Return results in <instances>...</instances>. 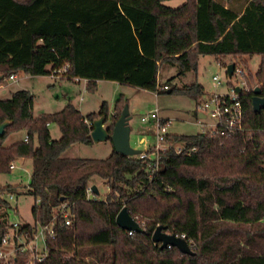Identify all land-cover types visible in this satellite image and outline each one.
Masks as SVG:
<instances>
[{"label": "trees", "instance_id": "trees-1", "mask_svg": "<svg viewBox=\"0 0 264 264\" xmlns=\"http://www.w3.org/2000/svg\"><path fill=\"white\" fill-rule=\"evenodd\" d=\"M164 1L0 0V83L12 73L45 75L68 63V78L86 79L88 91L108 80L158 93L167 88L197 101L206 95L201 83L169 88L158 82L161 68L176 67V75L185 76L196 71L202 54L219 61L259 55L255 77L264 96V0H227V6L225 0H185L175 8ZM253 94L246 85L240 93V130L167 134L155 171L114 149L100 159L62 156L72 144L93 142L94 118L110 117L111 131L127 102L123 94L111 114L103 101L97 112L82 114L68 102L34 116L28 90L0 98V123L12 122L0 135V174L18 158L31 159L25 193L34 199L32 221L19 223L18 232L29 241L38 225L54 228L36 264H264V106L253 109ZM49 122L57 124L58 139ZM20 129L27 139L5 146L10 131ZM94 179L108 186L103 199L87 195ZM14 191L0 185V246L13 228L4 194ZM63 204L69 225L55 211ZM122 207L144 222L142 232L129 235L118 226ZM158 225L185 234L194 253L153 242ZM26 257L16 252L8 264H25Z\"/></svg>", "mask_w": 264, "mask_h": 264}, {"label": "rangeland", "instance_id": "rangeland-1", "mask_svg": "<svg viewBox=\"0 0 264 264\" xmlns=\"http://www.w3.org/2000/svg\"><path fill=\"white\" fill-rule=\"evenodd\" d=\"M185 0H166L163 4L170 7H178ZM235 63L236 66L243 70V82L247 87L254 88L257 86L255 73L259 68L261 57L259 55L228 56L219 61L214 55L202 54L198 58L196 71L188 72L185 76H177L176 67H162L158 75L159 84H167L169 88L183 86L197 81L204 86L206 97L214 92L226 91L229 84L241 86L240 78H229L226 72V66L229 63ZM218 76L217 80L213 76ZM18 89H26L33 95L32 112L34 116L40 113H53L61 110L68 102L73 103L84 114L97 112L103 101L108 104L109 114L112 113L116 98L123 94L127 98L131 119L130 144L140 149H148L157 153V148L165 149L167 142L157 143L155 128L152 121H142L141 117L145 116L154 107L159 108V115L163 118H169L171 125L168 128L169 134L193 135L209 129L214 126L215 120L209 115L198 117L192 114L195 109L196 100L177 93L168 92L167 88L162 92H153L108 80L99 81L96 90L88 91L80 83L68 79L59 81L51 79L48 76L30 75L23 71L16 74V79L8 77L0 83V98H9L12 92ZM110 117H107L106 125L110 124ZM52 139L60 137V130L55 122L48 123ZM26 131L24 129L13 131L4 139V145L8 146L18 140L23 139ZM143 138L144 142H139ZM177 143L176 147L181 146ZM113 149L110 140L92 142L91 144L75 143L72 144L64 153L63 157H81V158H105ZM16 165L14 169L5 174H0V185H13L16 191L12 192L13 198H9L10 193H5L4 198L8 200V221L10 223L31 222V206L34 199L31 195L25 193L26 186L29 183L31 173V159L29 157L18 158L13 161ZM98 188L99 199H103L108 191V186L100 180L94 179ZM41 226H37L38 238L33 243L38 251L44 248V237L40 235ZM15 245L8 243L2 246L0 250L5 253H11Z\"/></svg>", "mask_w": 264, "mask_h": 264}, {"label": "built area", "instance_id": "built-area-1", "mask_svg": "<svg viewBox=\"0 0 264 264\" xmlns=\"http://www.w3.org/2000/svg\"><path fill=\"white\" fill-rule=\"evenodd\" d=\"M68 70V63H65L61 68L53 69L51 71V75L57 78H68L66 71ZM9 79H16V74L12 73L8 76ZM230 78H240L241 86L229 84L226 87V91L223 92H214L213 94L206 97V95L196 101L195 104V111L197 113L202 114H209L214 120V126L210 127L209 129H204L203 131H209L211 133H217L220 132L223 134L226 130L228 132H233L236 130L242 129L243 125V115H244V109L242 100L240 97V93L245 87V84L243 82V70L242 68L236 66L234 63V70L232 73V76ZM214 80H217V84H219L218 76H213ZM236 86H239L241 88V92L236 91ZM165 86L164 88H166ZM142 121H152L155 133H156V139L157 143L165 142L166 136L168 133V128L171 125V121L169 118H163L159 115V108L156 106L153 109L150 110L148 114L141 117ZM25 140L27 139V135H25ZM140 142H144V140H140ZM168 147V146H167ZM166 147V148H167ZM177 151L182 150V145L179 147H176ZM160 150V149H159ZM158 148L157 153L150 151L148 149L144 150L143 152L135 155L143 159V162H145L146 167L149 169L155 171L157 169V159H158ZM15 164L12 161L9 164L10 169L15 168ZM87 195L89 198L93 197L94 191L91 189V186L87 188ZM9 198H13V194H9ZM56 212L61 213L64 217L65 224L69 225L71 223L69 214L70 210L66 205H61L55 209ZM136 219V218H135ZM138 221V220H137ZM139 222V221H138ZM140 225L143 227L144 222H139ZM52 223L42 225L40 229V235L42 237L50 236L54 237V228L52 226ZM19 223L14 222L13 228H11L2 238L1 240V246H6L8 243H13L15 247L13 248V251L11 253H5L0 250V260H3L5 264L9 263V260L14 256L16 252H27V257L25 260V264H36V262L43 260L45 257V244L42 251H38L36 248V245L33 243V241L38 238V235L35 234L32 239L29 241L25 239L23 234H20L18 232ZM129 235H133V230L127 231ZM165 232L174 234L168 230H165ZM176 235V234H175ZM185 239V234L177 235ZM189 243V242H188ZM171 245H168L167 247H170Z\"/></svg>", "mask_w": 264, "mask_h": 264}, {"label": "water", "instance_id": "water-1", "mask_svg": "<svg viewBox=\"0 0 264 264\" xmlns=\"http://www.w3.org/2000/svg\"><path fill=\"white\" fill-rule=\"evenodd\" d=\"M234 70V63L231 62L226 66V72L228 77L232 76ZM236 91L241 92V88L236 86ZM169 92V90H168ZM260 88L255 86L253 88V96L251 99L252 107L254 110H260L264 106V96L259 95ZM194 114V112H192ZM198 117H204V114L197 113ZM131 115L129 111L128 102L123 106V109L114 122L111 131H109L108 125L105 124L107 117L102 114L91 121L92 130L91 138L93 142H99L104 140H110L113 149L126 156H135L143 152V149L133 147L130 144L131 126L130 121ZM12 122L10 120H4L0 123V135H3L6 127ZM91 189L94 193L98 194V188L96 185H92ZM116 223L119 227L124 230H133L135 232H142L143 228L140 223L127 211L126 207H122L116 216ZM152 240L155 243H160V247L164 248L168 245L174 246L179 249L182 253L193 254L190 244L188 241L175 234L165 232V227L158 225L152 233Z\"/></svg>", "mask_w": 264, "mask_h": 264}, {"label": "crops", "instance_id": "crops-1", "mask_svg": "<svg viewBox=\"0 0 264 264\" xmlns=\"http://www.w3.org/2000/svg\"><path fill=\"white\" fill-rule=\"evenodd\" d=\"M225 6L229 5V1L225 0L224 2ZM40 76V75H39ZM41 76H48L50 77L51 79H55V80H59V81H62V80H65V79H68L70 81H74V82H77V83H80L81 81L83 82V87L86 89V85H87V80L86 79H83V78H78V77H74V78H57V77H54L52 76L51 74H45V75H41ZM99 81H102V80H97V86H98V83ZM114 82V81H112ZM115 83H118V82H115ZM132 87V86H131ZM78 108V107H77ZM79 109V108H78ZM80 110V109H79ZM81 111V110H80ZM82 114H84L82 111H81ZM87 114V113H86ZM132 130V129H131ZM26 135V134H25ZM25 138V136L23 137V139ZM140 140H144L143 138L139 139V142ZM145 141V140H144Z\"/></svg>", "mask_w": 264, "mask_h": 264}]
</instances>
